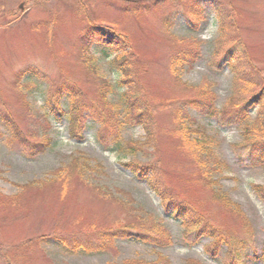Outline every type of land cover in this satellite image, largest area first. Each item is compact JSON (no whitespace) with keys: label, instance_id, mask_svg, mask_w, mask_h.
I'll list each match as a JSON object with an SVG mask.
<instances>
[{"label":"rangeland","instance_id":"rangeland-1","mask_svg":"<svg viewBox=\"0 0 264 264\" xmlns=\"http://www.w3.org/2000/svg\"><path fill=\"white\" fill-rule=\"evenodd\" d=\"M93 23L125 35L129 46L95 41L89 36ZM180 49L192 61L177 80L170 63ZM124 51L128 60L114 62ZM235 55L251 61L244 71L254 85L243 98L230 66ZM100 85L108 91L104 96ZM65 88L77 90L80 136L71 131ZM261 91L264 0H0V264H223L225 243L215 257L206 251L219 235L243 239L242 257L261 251L264 200L254 186H264V167L250 155L254 143L244 129L252 128L253 139L263 135ZM133 92L152 111L149 144L147 126L127 112ZM200 92L246 119L237 123L188 109L190 126H205L213 162L221 164L209 175L216 181L211 187L174 132L178 106ZM57 97L65 115L52 110ZM1 115L13 119L23 140ZM36 142H45L42 150L34 151ZM133 160L154 165L155 183L172 207L188 204L199 213L202 223L195 228L205 231L200 240L186 237L177 208L166 212L150 184L125 166ZM66 168L82 177H69ZM212 188L231 203L214 200ZM145 227L163 230L154 235L167 239L120 238L101 253L65 246L97 241L107 229Z\"/></svg>","mask_w":264,"mask_h":264},{"label":"trees","instance_id":"trees-1","mask_svg":"<svg viewBox=\"0 0 264 264\" xmlns=\"http://www.w3.org/2000/svg\"><path fill=\"white\" fill-rule=\"evenodd\" d=\"M196 13H193L195 15ZM223 24V23H222ZM112 28H103L98 24L93 23L91 25V30L89 31V36L94 39L95 41H102L107 44H115L117 47L123 46L128 47L129 41L127 40V37L121 33L115 32L111 30ZM224 31V30H223ZM85 41L90 42L89 37L85 35ZM87 43V42H86ZM88 44V43H87ZM239 47V46H238ZM233 59L230 60V66L232 71L235 73V79L237 82L242 86L243 89H241V97L243 98V95L247 93V91L251 90L252 86L254 85L253 77L246 71H244L245 66H250L251 61L248 60L247 57H243L246 61V63L240 62V66L238 65V62L242 60L243 58H238L236 55L231 56ZM128 60V51H124L123 53L117 55V57L114 59V62L117 61H127ZM239 60V61H238ZM192 59L190 55L187 52L182 51L181 49L178 50L172 57L171 63H170V70L173 74V76L179 80L181 79V75L184 72L185 66L189 65L191 63ZM123 71L126 74L131 73L132 66L131 64L123 66ZM127 77V76H126ZM103 83L105 84V81L103 78ZM130 80V78H129ZM127 84H130L127 82ZM256 84V83H255ZM100 85L99 92L104 96L105 92H108L104 90ZM70 93L71 98V109L73 111L70 112V126L72 134L75 136H80L82 132L79 130L77 125V112L81 109V104L79 99L77 98V90L74 88H65ZM263 89V87H262ZM64 90V87H61L59 89V92H62ZM124 97L128 98L129 91L124 92ZM134 92L132 96L129 97V100L134 99ZM232 98V96H231ZM234 98V97H233ZM232 98V99H233ZM58 101L56 102L57 106L53 107L52 110L54 113H57L59 116L61 114L65 115L61 112L60 109V99L57 97ZM260 100V105L264 106V95L263 91L260 92V97L258 98ZM52 101H50V104ZM143 101L140 99H134L131 105L129 106V109L127 112L132 115V117L147 126L148 133L150 135L149 139L150 141L148 144L152 141V130L150 129L153 117H151L152 111L148 108V105H143ZM85 108L90 109L93 108L91 106H85ZM94 109V108H93ZM188 109H196L201 111V113H209L211 115H221L222 118H226L228 120H234L235 122L239 123L241 120L246 121V119L238 112L234 111V114L228 113V106L224 105L221 108H217L215 103L213 101H210L208 96H206L204 93L200 92L199 95L196 98L189 99L185 102H183L182 105L178 106V109L175 112L174 115V122L176 124L175 128V135L179 136L181 139V148L184 151V154L192 159V161L197 165L198 169L201 172V179H203L204 182H207V184L211 187L209 182H212L213 184L216 183V181H211L209 179V175L211 172H213V168L219 169L221 164H216L213 161L216 160L214 157L215 155L211 151V148L209 147V136L204 133L205 126L201 124H197L195 128L191 127L192 121L187 117ZM95 112V109H94ZM2 120L6 125H8L13 132L17 135V137L21 140L24 139L23 133L18 130L15 122L13 119H10L9 117H6V115H1ZM264 117V116H263ZM102 119V118H101ZM186 120H188L186 122ZM263 127L260 128V130L263 132V135L256 138H250V133L252 131V128H249V125H245L244 129L246 130L245 133L247 134L248 138L251 140L254 145L251 147L250 155L254 159L255 163L258 165H261L264 167V123L261 122ZM195 130L196 133H198L197 136H194L192 132ZM106 134V133H104ZM103 134L102 138L105 137ZM102 135V133H101ZM49 139V138H48ZM119 136H115L114 142L117 146H119ZM45 142L42 143H35L34 144V151L42 150L41 146H43ZM117 150V149H113ZM33 151V152H34ZM215 164L214 166H212ZM125 166L138 178L142 180H146L150 186L151 189L161 198V202L164 205L165 211L170 213L171 208H177L175 205H173L172 199L168 196L167 192L161 189L157 184L155 183L154 175H155V168L152 164H141L140 162H137L135 160L129 161L125 163ZM69 170V168H66ZM76 169V168H75ZM81 170V168H79ZM75 174L81 175V171H74L69 170L68 176L69 177H75ZM79 177V176H78ZM213 189V188H212ZM254 190L257 193V195L264 200V186L263 185H255ZM215 195L214 200L219 201L221 203H231L230 199L220 195L213 189ZM223 203V204H224ZM225 205V204H224ZM226 206V205H225ZM190 205L186 204V207H178L177 211L175 213L176 218H183L187 227L184 230V235L186 237L189 236V234H193V238L195 240H200V238L203 237L205 234V231L202 229H196L195 226H199L201 224V220L198 219L199 213L194 212V210L190 209ZM198 228V227H197ZM154 232L163 233V230H155L153 232H150L149 230L143 229L142 231L138 232H132L131 230H125V229H118L116 231H112L110 229L104 230L100 233L99 239L97 241H85L82 239L75 240L71 244L68 245V243L65 241V246L70 248L74 252H85V253H101L107 250V245L110 244L111 241H116L120 238H125L129 240H141L143 239L148 242L158 243L162 244L163 241L167 239L166 236H163L162 238H159L158 236L154 235ZM210 234L215 235L216 232H212ZM243 239L233 237L231 239H227L223 235L217 236L216 240L212 243L211 246H208L206 251L211 256L215 257L217 248L220 246L221 243L226 244V251L224 258L228 256L227 259H224L223 264H249L252 260H260L262 264H264V242H263V248L261 251H255L253 256H244L241 255V245H243ZM249 260V261H248ZM138 263V262H136ZM131 263V264H136ZM148 264V263H145ZM151 264H156L151 263Z\"/></svg>","mask_w":264,"mask_h":264}]
</instances>
